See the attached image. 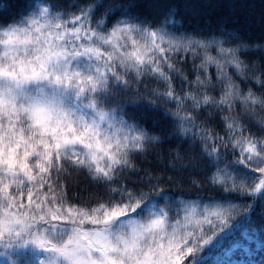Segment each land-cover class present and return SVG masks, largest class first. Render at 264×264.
<instances>
[{
  "label": "snow or ice",
  "instance_id": "obj_1",
  "mask_svg": "<svg viewBox=\"0 0 264 264\" xmlns=\"http://www.w3.org/2000/svg\"><path fill=\"white\" fill-rule=\"evenodd\" d=\"M0 264H264V0H0Z\"/></svg>",
  "mask_w": 264,
  "mask_h": 264
},
{
  "label": "trees",
  "instance_id": "obj_2",
  "mask_svg": "<svg viewBox=\"0 0 264 264\" xmlns=\"http://www.w3.org/2000/svg\"><path fill=\"white\" fill-rule=\"evenodd\" d=\"M243 227L237 229L233 234L227 236L224 240L225 247H230L232 245H238L236 249V256L241 255L243 247L247 244L245 237L243 236ZM235 258V257H234ZM258 258V257H257Z\"/></svg>",
  "mask_w": 264,
  "mask_h": 264
}]
</instances>
